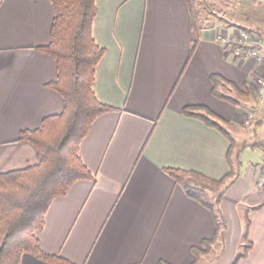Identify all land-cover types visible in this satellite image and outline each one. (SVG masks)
<instances>
[{
    "label": "crops",
    "instance_id": "0c3cea01",
    "mask_svg": "<svg viewBox=\"0 0 264 264\" xmlns=\"http://www.w3.org/2000/svg\"><path fill=\"white\" fill-rule=\"evenodd\" d=\"M222 3L224 19L197 35L189 0H96L93 33L106 53L94 87L118 109L99 115L80 143L96 181L76 180L53 199L39 233L45 251L77 264H191L192 247L214 234L215 220L164 167L196 169L211 178L229 170L226 136L183 113L186 105L203 104L229 121L237 160L220 205L225 236L218 253L198 264H233L243 246L246 212L253 245L236 264H264V185L257 184L264 121L255 123L264 117V103L253 95L242 105L219 98L210 77L218 73L257 91L264 75V2ZM53 15L50 0H0V172L38 162L36 147L20 140V132L63 109L62 96L47 84L57 76V63L36 48L50 40ZM243 28L261 37L262 59L238 56L218 38ZM220 89L237 95L227 85ZM251 109L256 117L244 125ZM204 189L214 193L211 202L221 190ZM227 251L230 257L224 258ZM20 264L44 262L24 253Z\"/></svg>",
    "mask_w": 264,
    "mask_h": 264
},
{
    "label": "trees",
    "instance_id": "16d2710c",
    "mask_svg": "<svg viewBox=\"0 0 264 264\" xmlns=\"http://www.w3.org/2000/svg\"><path fill=\"white\" fill-rule=\"evenodd\" d=\"M50 2L54 10L50 40L36 48L48 53L57 63V76L47 84L60 93L64 106L62 111L44 116L39 126L25 128L20 132V140L29 141L36 147L38 162L0 172V264H20L24 253L34 254L44 264H77L59 253L45 251L39 233L44 228L46 214L54 198L65 195L76 180L96 181V174L88 168L80 153V143L99 115L118 109L101 100L94 87L95 69L106 53V47L99 45L93 33V20L98 13L96 0ZM195 2L189 0L193 29L199 35L201 29L208 24L199 17ZM243 29L250 31L249 28ZM196 46L197 41L194 40L189 59ZM249 47L246 46L245 49ZM210 77L212 92L219 98L236 105H242V99L251 95L257 100V93L247 82L244 88H240L221 74L213 73ZM222 85L229 86L237 95L224 93L220 89ZM183 113L218 129L230 141L227 152L229 170L220 178H211L196 169L164 167L188 195L206 205L213 214L216 225L214 234L203 238L199 245L191 249L195 255L191 264H198L202 256L208 254L225 234L226 224L220 205L224 188L229 184L228 178L236 173L237 143L227 129L229 121L210 107L203 104L186 105ZM263 121L264 117L257 119L255 123L261 124ZM198 180L203 182L204 187H198ZM205 187L221 189L215 201L211 202L201 195L205 193ZM247 213L242 235L243 246L233 264L246 257L253 245L248 236L251 221ZM160 264L170 263L161 260Z\"/></svg>",
    "mask_w": 264,
    "mask_h": 264
},
{
    "label": "built area",
    "instance_id": "2783aa9c",
    "mask_svg": "<svg viewBox=\"0 0 264 264\" xmlns=\"http://www.w3.org/2000/svg\"><path fill=\"white\" fill-rule=\"evenodd\" d=\"M264 2V0H261ZM226 46L238 56L242 57H254L258 59L263 58V53L260 49L262 44V39L260 36L251 33L247 29H241L238 33H220L218 36ZM246 46H250L245 49ZM257 88V100L261 103H264V75L259 76L258 87ZM256 117V112L249 110L246 112V115L243 119L244 125L252 124ZM257 184L259 186L264 185V166L260 171V174L257 179Z\"/></svg>",
    "mask_w": 264,
    "mask_h": 264
},
{
    "label": "rangeland",
    "instance_id": "374dc122",
    "mask_svg": "<svg viewBox=\"0 0 264 264\" xmlns=\"http://www.w3.org/2000/svg\"><path fill=\"white\" fill-rule=\"evenodd\" d=\"M195 1L196 2L194 4H196V8L199 11V17L206 24L214 22V21H218L219 19H224V17L227 15L225 13V8H224L223 3H222V2H224V0H195ZM236 160H237V158H236ZM237 167L238 168L241 167V164H237ZM253 169H254L253 166H251L250 169H249V172L247 173L248 176L251 175L252 173H254V172H252ZM243 171H245V170L243 169ZM244 176H245V172H243L241 177H244ZM198 181L196 182L198 187L199 186L200 187H204L203 186V182H201V181L198 182ZM211 194H214V193L208 192V191H206V193H201V195L205 199H208L210 201L212 200V195ZM224 236H225V234H224ZM230 238H231V236H230ZM1 240H2V236L0 235V243H1ZM218 242L213 246V249L208 254H205L204 256H202V258L200 259V261L202 263L204 261H206L208 258L213 257L214 254L218 253V251H219V249H217V248H219L218 247L219 246ZM228 257H230V252L229 251L226 252V255L224 256V258H228ZM213 259H218V256H215Z\"/></svg>",
    "mask_w": 264,
    "mask_h": 264
}]
</instances>
